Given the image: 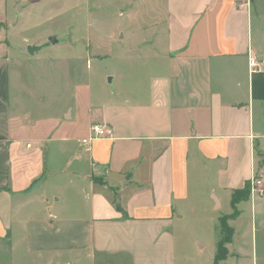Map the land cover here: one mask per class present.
<instances>
[{
  "label": "crops",
  "instance_id": "1",
  "mask_svg": "<svg viewBox=\"0 0 264 264\" xmlns=\"http://www.w3.org/2000/svg\"><path fill=\"white\" fill-rule=\"evenodd\" d=\"M12 28L0 33V264L17 253L19 264H177L185 209L204 196L210 211L232 212L233 191L264 180V69L249 67L250 50L264 58V0H164L146 33L118 38L150 75L102 100L83 86L63 100L53 59L13 52ZM94 124L113 137L89 140ZM54 153L65 160L50 175ZM237 210L220 264H264V196ZM214 250L197 264H214Z\"/></svg>",
  "mask_w": 264,
  "mask_h": 264
},
{
  "label": "rangeland",
  "instance_id": "2",
  "mask_svg": "<svg viewBox=\"0 0 264 264\" xmlns=\"http://www.w3.org/2000/svg\"><path fill=\"white\" fill-rule=\"evenodd\" d=\"M111 2L6 0L3 11L7 13L8 21H0V33L5 35L10 25L13 26L9 34L13 52L18 49L27 51L28 41L43 44L46 39L48 41L54 36L68 41L66 45H51L39 53L45 59H53L49 78L54 82V86L62 87L60 91L63 100L73 102L77 86H83L87 92L100 100L107 99L112 92L124 91V88L131 87L132 83H144L152 69V63L147 57L140 54H124L122 50L126 48L125 42L119 44L118 38L130 32H137L136 36L141 37L146 33L142 29L149 27L164 12V0H147V7L140 0H133L131 9H126L123 4ZM111 38L115 41L110 40ZM98 44L102 47L101 50L96 47ZM98 51L100 54H96ZM39 69H43V66ZM113 76L116 79L110 82ZM64 160L63 156H56L54 153L53 159L48 162V173L54 174ZM55 185L57 184L50 183L46 187L51 197L56 191ZM206 199L203 196L196 201L194 208L185 209L183 218L176 219L174 233L177 239V264H197L195 259L201 255L214 256L218 218L222 215L230 218L233 215L229 204L224 205L217 213L210 211L205 206ZM231 223L233 225V222ZM204 244L207 249L199 251L200 245ZM20 255L17 253L14 256L16 264L20 262ZM9 256L3 254L2 260L5 262ZM62 257L67 259L69 255L64 254ZM74 258L81 259V255L75 254ZM21 261L23 262V259ZM83 264L90 263L85 261Z\"/></svg>",
  "mask_w": 264,
  "mask_h": 264
},
{
  "label": "trees",
  "instance_id": "3",
  "mask_svg": "<svg viewBox=\"0 0 264 264\" xmlns=\"http://www.w3.org/2000/svg\"><path fill=\"white\" fill-rule=\"evenodd\" d=\"M251 191H252V187L250 181L246 182L243 188L234 190L232 193V200H231L233 215L230 218L226 216H221L218 218L217 243H216L214 264H220L222 261L227 259L229 255L228 246L232 243L235 234V229L230 224V222L235 220L238 216L237 205L240 202L248 201L251 197ZM116 208L119 212L123 214L124 218H128L127 212L124 211L122 207L119 204H117V202H116Z\"/></svg>",
  "mask_w": 264,
  "mask_h": 264
},
{
  "label": "built area",
  "instance_id": "4",
  "mask_svg": "<svg viewBox=\"0 0 264 264\" xmlns=\"http://www.w3.org/2000/svg\"><path fill=\"white\" fill-rule=\"evenodd\" d=\"M249 67L251 71H261L264 69V58L259 57L252 50L249 53ZM91 138L89 140H98L102 138H111L114 135V130L105 124H94L91 127ZM84 143H88V140H84ZM252 191L251 194H257L264 196V180L262 178H254L251 181Z\"/></svg>",
  "mask_w": 264,
  "mask_h": 264
},
{
  "label": "water",
  "instance_id": "5",
  "mask_svg": "<svg viewBox=\"0 0 264 264\" xmlns=\"http://www.w3.org/2000/svg\"><path fill=\"white\" fill-rule=\"evenodd\" d=\"M64 41L66 42V40H60L58 39L56 36L54 37H50L49 40L42 44V45H30L27 47V52L28 54H30L31 56H34L36 53L42 51L44 48L50 47L51 45H56V44H61L64 43ZM112 80L110 79V82Z\"/></svg>",
  "mask_w": 264,
  "mask_h": 264
}]
</instances>
